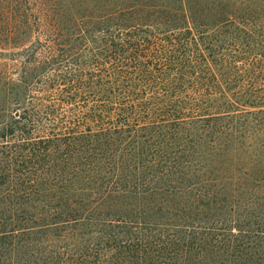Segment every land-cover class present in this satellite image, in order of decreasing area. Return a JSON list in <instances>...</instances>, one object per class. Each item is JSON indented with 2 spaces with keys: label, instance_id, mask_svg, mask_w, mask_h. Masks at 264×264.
I'll return each instance as SVG.
<instances>
[{
  "label": "rangeland",
  "instance_id": "374dc122",
  "mask_svg": "<svg viewBox=\"0 0 264 264\" xmlns=\"http://www.w3.org/2000/svg\"><path fill=\"white\" fill-rule=\"evenodd\" d=\"M97 1L0 0V228L4 221H27L26 212L16 208L24 203L37 207L33 219L55 221L44 232L18 233L12 240L0 237V264H91L84 254L95 246L98 234L92 229H128L121 219L139 215L177 221L203 217L223 226L230 238L245 221L243 203L264 204V185L247 175L257 156L245 143L251 131L257 142L264 126L254 120L264 115V102L258 100L264 95V54L253 52L264 48V0H198L207 4L210 13L219 5L233 11L234 21L219 25L215 39L217 45L235 44V50H222L224 61L216 71L247 101L226 106L229 114L215 119L208 135L198 125L170 135L151 134V127L144 125L123 142L95 139L98 143H94L78 136L69 142L61 135L82 127L69 118L75 111L73 103L60 99L61 88L68 85H57L55 79L112 71L92 65L97 57L95 47L80 50L77 38L61 43L60 37L49 40L41 31L55 28L66 34L76 29L77 13L92 9ZM46 45L52 46L51 53ZM50 59L53 62H44ZM228 61L238 66L236 72L227 67ZM194 63V67L164 72L210 75L199 57ZM32 77L46 79L41 91L34 89L29 81ZM247 80L261 88L241 87ZM217 94L203 91L178 105L184 110L195 103L199 108L224 105L226 100ZM41 110L52 116L45 119ZM33 115L38 118L34 126L29 123ZM137 120L143 125L147 118ZM95 122H88L93 130L112 127L106 117ZM43 133L52 139L33 140ZM109 218L114 226L104 222ZM108 243L97 246L104 248ZM237 261L241 259L229 253L221 264H242Z\"/></svg>",
  "mask_w": 264,
  "mask_h": 264
},
{
  "label": "trees",
  "instance_id": "16d2710c",
  "mask_svg": "<svg viewBox=\"0 0 264 264\" xmlns=\"http://www.w3.org/2000/svg\"><path fill=\"white\" fill-rule=\"evenodd\" d=\"M92 5V9L77 13L76 29L66 34L55 28L41 31L49 40L60 37L61 43L69 37L77 38L79 49L88 45L95 47L98 51L92 65L112 71L55 79L57 85H68L66 89L61 88L60 99L73 103L75 111L69 118L77 123L76 126L82 127H74L70 133L62 134L63 139L74 142L78 136L82 141L94 143L117 139L123 142L144 125L151 127V134L156 135L163 132L170 135L177 130L182 131L183 127L198 125L208 135L213 128L209 125L212 126L220 116L229 114L226 106L244 104L240 101L242 95L236 93L238 90L230 89L216 71L224 59L222 50L225 47L235 50V44L217 45L215 39L219 25L234 21L232 10L219 5L214 13H210L207 4L198 0H98ZM251 46L254 49L255 46ZM45 49L51 53L52 46L46 45ZM36 52L40 54L39 49ZM253 52L263 56L264 48ZM195 57H199L210 75H200L195 71L186 75L164 72L166 69L194 67ZM38 62L33 61L35 65ZM44 62L51 63L53 59ZM228 65L237 71L235 63L228 61ZM136 69L163 72L136 73ZM29 81L34 84V89L41 91L46 79L32 77ZM245 85L254 87L248 80L240 86ZM214 90L226 100L224 105L199 108L200 105L195 103L186 110L178 105L185 98L192 100L200 92L210 95ZM33 96L38 98L36 94ZM241 100L247 102L245 98ZM258 100L264 102V95L261 94ZM41 113L45 119L52 116L49 111L41 110ZM105 117L112 127L102 126L96 130L90 127L88 122L96 120L100 123ZM137 117L147 118L145 124L139 125ZM254 120L264 124V115L254 117ZM29 123L36 125L38 118L33 115ZM262 129L257 142L254 141V131L248 134L249 141L245 142L246 149L257 156L256 164L250 166L251 172L247 175L260 186L264 185V126ZM52 137L43 133L35 135L33 140L45 141ZM256 149L262 151H254ZM243 206L245 221L234 237L229 238L223 232V226L203 217L177 221L139 215L137 219H121L128 229H111L110 232L92 229L98 234L93 241L95 246H91V252L84 255L89 257L91 264H221L222 258L230 253L241 259L238 263L264 264V204L249 206L243 203ZM16 208L26 212L27 221H4L0 228L3 239L12 240L18 233L44 232L49 224L55 222L45 218L33 219L37 207L29 203L19 204ZM107 220L104 222L108 226L116 224L110 218ZM106 241L109 243L104 248L97 246Z\"/></svg>",
  "mask_w": 264,
  "mask_h": 264
}]
</instances>
